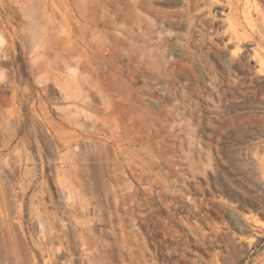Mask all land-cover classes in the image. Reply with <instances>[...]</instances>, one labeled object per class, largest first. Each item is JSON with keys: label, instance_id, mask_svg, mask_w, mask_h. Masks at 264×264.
Returning <instances> with one entry per match:
<instances>
[{"label": "rangeland", "instance_id": "1", "mask_svg": "<svg viewBox=\"0 0 264 264\" xmlns=\"http://www.w3.org/2000/svg\"><path fill=\"white\" fill-rule=\"evenodd\" d=\"M0 264H264V0H0Z\"/></svg>", "mask_w": 264, "mask_h": 264}]
</instances>
